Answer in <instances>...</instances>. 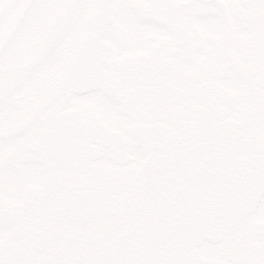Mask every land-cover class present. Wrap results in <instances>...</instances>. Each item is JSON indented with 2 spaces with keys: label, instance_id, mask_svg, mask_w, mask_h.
I'll list each match as a JSON object with an SVG mask.
<instances>
[{
  "label": "flooded vegetation",
  "instance_id": "flooded-vegetation-1",
  "mask_svg": "<svg viewBox=\"0 0 264 264\" xmlns=\"http://www.w3.org/2000/svg\"><path fill=\"white\" fill-rule=\"evenodd\" d=\"M209 125L264 160V0H0V264L66 251L78 202L137 187V129ZM196 252L264 264V194Z\"/></svg>",
  "mask_w": 264,
  "mask_h": 264
},
{
  "label": "water",
  "instance_id": "water-1",
  "mask_svg": "<svg viewBox=\"0 0 264 264\" xmlns=\"http://www.w3.org/2000/svg\"><path fill=\"white\" fill-rule=\"evenodd\" d=\"M138 132L147 154L138 187L112 207L78 202L62 231L69 248L41 264H194L195 246L220 241L255 210L264 160L239 158L229 129Z\"/></svg>",
  "mask_w": 264,
  "mask_h": 264
}]
</instances>
